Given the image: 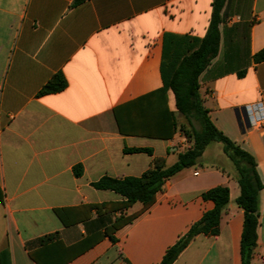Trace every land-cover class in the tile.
Returning a JSON list of instances; mask_svg holds the SVG:
<instances>
[{
    "label": "crops",
    "instance_id": "crops-1",
    "mask_svg": "<svg viewBox=\"0 0 264 264\" xmlns=\"http://www.w3.org/2000/svg\"><path fill=\"white\" fill-rule=\"evenodd\" d=\"M75 1L0 0V264L5 251L11 264H160L214 209L203 195L218 187L230 190L219 235L197 236L174 264H242L240 188L214 163L222 155L171 178L150 209L115 232L116 243L104 234L121 212L93 208L125 200L96 189L101 179L140 178L156 159L171 167L188 147L179 134L123 135L114 111L164 87L165 34L204 38L213 0ZM222 16L200 92L214 126L256 162L263 189L253 264H264V62L254 61L264 50V0H227ZM60 72L68 87L39 97ZM166 101L179 119L171 91Z\"/></svg>",
    "mask_w": 264,
    "mask_h": 264
},
{
    "label": "trees",
    "instance_id": "trees-1",
    "mask_svg": "<svg viewBox=\"0 0 264 264\" xmlns=\"http://www.w3.org/2000/svg\"><path fill=\"white\" fill-rule=\"evenodd\" d=\"M87 0H76L75 5ZM227 0H213L212 19L206 36L202 39L190 35L165 34L161 75L164 87L149 96L141 98L114 111L115 118L123 135H134L152 139L171 140L179 131L185 132L184 125H179L175 113L169 111L166 93L171 91L175 97L176 111L180 116L187 115V104L184 91L197 96L199 77L208 68L219 52L220 30L223 22V10ZM256 63L264 62V50L254 56ZM242 76V74L240 75ZM68 87L62 72L52 76L41 89L38 96H47L63 92ZM204 118L203 133L185 132L194 142V148L179 155L177 163L167 167L162 159H156L152 169L140 178L113 179L105 177L94 184L99 190H109L122 196L120 204H103L93 206L98 213L120 211L121 215L105 230L104 237L116 243V231L132 223L156 202L157 195L164 190L166 183L184 169L195 167L200 162L204 150L213 142L221 143L224 154L233 162L235 178L240 188L237 205L244 211V225L241 240L242 264H253L257 249V228L259 225V196L263 184L257 172L254 158L236 146L212 123L207 109H201ZM130 152H148L150 150L134 149ZM205 200L212 201L214 209L206 212L200 221L195 223L189 232L176 245L170 248L160 264H174L179 255L199 235L218 236L223 212L230 202V190L218 187L203 195ZM141 204L140 211L127 215L134 205ZM44 243V240L41 241ZM87 244V245H86ZM91 246L88 240L74 246L69 251L77 254L78 248ZM75 250V251H74ZM34 258V255L31 254ZM1 264H11L8 251L1 254ZM40 264V262H39Z\"/></svg>",
    "mask_w": 264,
    "mask_h": 264
},
{
    "label": "rangeland",
    "instance_id": "rangeland-1",
    "mask_svg": "<svg viewBox=\"0 0 264 264\" xmlns=\"http://www.w3.org/2000/svg\"><path fill=\"white\" fill-rule=\"evenodd\" d=\"M201 77V76H200ZM200 77H199V91L198 95L194 96L189 93V90H185V98H186V104H187V115L186 116H179V125H184L185 132L193 133H203L204 131V118L202 113V108L206 109L204 106V99L201 95L200 89H201V83H200ZM185 132L179 131L177 134L181 136V138L184 140V144H188V147H186V151L194 148V142L191 138H188L185 135ZM183 152V153H185ZM222 155L223 159H220L221 161L217 162L214 160V163L229 171L232 174H236L234 164L233 162L224 154L223 146L221 143L213 142L209 146H207L204 150V153L200 160H204V162L210 163V160L215 159L216 157H219Z\"/></svg>",
    "mask_w": 264,
    "mask_h": 264
},
{
    "label": "water",
    "instance_id": "water-1",
    "mask_svg": "<svg viewBox=\"0 0 264 264\" xmlns=\"http://www.w3.org/2000/svg\"><path fill=\"white\" fill-rule=\"evenodd\" d=\"M248 126L250 127L251 125L249 124Z\"/></svg>",
    "mask_w": 264,
    "mask_h": 264
}]
</instances>
